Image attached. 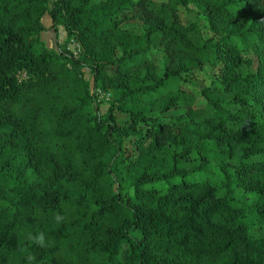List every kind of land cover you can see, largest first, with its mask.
I'll return each instance as SVG.
<instances>
[{"label":"trees","instance_id":"trees-1","mask_svg":"<svg viewBox=\"0 0 264 264\" xmlns=\"http://www.w3.org/2000/svg\"><path fill=\"white\" fill-rule=\"evenodd\" d=\"M206 150L222 195L190 182ZM0 264H264V0H0Z\"/></svg>","mask_w":264,"mask_h":264},{"label":"rangeland","instance_id":"rangeland-1","mask_svg":"<svg viewBox=\"0 0 264 264\" xmlns=\"http://www.w3.org/2000/svg\"><path fill=\"white\" fill-rule=\"evenodd\" d=\"M99 0H95V2H98ZM180 16L182 18V22L184 24H189L191 22H198L201 23L199 18L195 14H186L184 11H180ZM46 17V16H45ZM46 23V21H45ZM202 25V23H201ZM124 27H133L137 30L140 29V23L137 20H131L128 22L123 23ZM60 30H63L60 28ZM64 31V30H63ZM62 31V32H63ZM61 32L56 33H49L47 34V31L42 34L41 41L43 42L44 46L48 49L54 47L56 37L58 40L61 39ZM53 44V45H52ZM65 44V40L62 41V43L58 46H62ZM70 52L73 53L75 56L77 55L76 46L74 44H68L67 45ZM169 58L167 55L162 51L161 46L159 45L158 41L155 40L153 42V53L150 57V61L148 62L147 68H149V71L155 75H161L163 72V69L168 65ZM216 71L211 70L209 67L203 69L200 72L196 73V76L193 77L191 81H189L186 84H183V89L192 93L197 98V104H202V98H201V91L206 88L209 85V82L211 79H214L216 76ZM84 78L87 80L90 84V88H92V76L88 70L84 71ZM110 97L104 96L102 94H98V97H96V103L100 104L99 111L101 115H104L108 106L105 104L106 100H109ZM173 114H177L176 112H173ZM130 147V146H129ZM205 155H203V158L206 159V161L209 162V167L204 171L203 174L197 175L194 178L190 179V182L192 183H200V182H206L209 185L217 188L218 193L222 195V191L220 189V184L222 181L219 167L222 165L221 162V156L216 150H206ZM199 164V158L198 157H192L191 161L186 164L187 167L198 165ZM156 188L163 189L164 186L155 184ZM147 189L150 188V186L146 187ZM235 198L233 203L240 207L242 205H250L251 204V197L247 194H244L241 188H235ZM129 254L128 245L126 243H123L121 246V250L119 252V258L121 261H124L126 257Z\"/></svg>","mask_w":264,"mask_h":264},{"label":"crops","instance_id":"crops-1","mask_svg":"<svg viewBox=\"0 0 264 264\" xmlns=\"http://www.w3.org/2000/svg\"><path fill=\"white\" fill-rule=\"evenodd\" d=\"M46 16V17H45ZM43 18H42V20H41V23H42V25H43V27H44V31L40 34V39L42 38V34L43 33H45L46 31H47V34H49V33H55L52 29H51V20H50V18L47 16V15H45ZM45 21H46V23H45ZM60 28H62V27H58L57 28V31H56V34L58 33V32H61V39L60 40H58L57 39V37H56V40H55V45H54V47H52V48H50V49H53V50H56L57 49V45H60L61 43H62V41H64V40H66V34H65V31H63V30H60ZM63 31V32H62ZM53 45V44H52Z\"/></svg>","mask_w":264,"mask_h":264},{"label":"clouds","instance_id":"clouds-1","mask_svg":"<svg viewBox=\"0 0 264 264\" xmlns=\"http://www.w3.org/2000/svg\"><path fill=\"white\" fill-rule=\"evenodd\" d=\"M54 220L57 224H60L62 222H64L65 217L63 215H61L60 213H56L54 216ZM29 240L34 243L35 245L39 246V247H46V234L41 231L36 235H30L29 236Z\"/></svg>","mask_w":264,"mask_h":264},{"label":"built area","instance_id":"built-area-1","mask_svg":"<svg viewBox=\"0 0 264 264\" xmlns=\"http://www.w3.org/2000/svg\"><path fill=\"white\" fill-rule=\"evenodd\" d=\"M72 44V43H71ZM69 49V48H68ZM108 97V96H107Z\"/></svg>","mask_w":264,"mask_h":264}]
</instances>
